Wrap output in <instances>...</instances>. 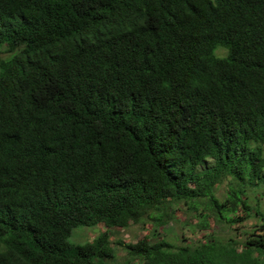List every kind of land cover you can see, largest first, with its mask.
<instances>
[{
  "label": "trees",
  "instance_id": "obj_1",
  "mask_svg": "<svg viewBox=\"0 0 264 264\" xmlns=\"http://www.w3.org/2000/svg\"><path fill=\"white\" fill-rule=\"evenodd\" d=\"M260 191L264 0H0V264H264L258 209L207 232ZM179 211L205 241L156 234Z\"/></svg>",
  "mask_w": 264,
  "mask_h": 264
},
{
  "label": "rangeland",
  "instance_id": "obj_2",
  "mask_svg": "<svg viewBox=\"0 0 264 264\" xmlns=\"http://www.w3.org/2000/svg\"><path fill=\"white\" fill-rule=\"evenodd\" d=\"M224 50H218L217 54L225 55ZM6 56L1 55V57ZM227 190V185L222 184L217 188V196L220 199L225 198ZM258 200L253 198L250 201V205L252 206L253 217L246 220L242 224L235 225L234 228L229 224H219L216 222H211L209 225V229L204 230L213 234L218 235L221 239H224L225 242H228L230 239H234L238 242H244L247 235L243 234V232H252L256 226H260L262 224V217L264 215V196L261 195L262 191L259 192ZM186 207H183L182 210H185ZM261 211V215H256V210ZM241 214L244 215V210H240ZM182 211H179L175 218L172 221L158 229V234L160 238L168 240L171 244L175 246H183L185 244H193L198 243L199 241H205V232L201 233L197 230V224L199 223V219L195 216L189 215ZM104 226L97 227H79L73 231V235L70 238V242L75 244H84L86 241H90L94 239L97 235L104 231ZM147 231L149 232V225L145 224H131L130 227L122 229H114L112 231L111 241L113 242V246L116 248L117 253V262L123 263L128 260L129 255L125 249L122 247L115 245L117 242L122 241L125 244L135 243L140 239H143L147 235ZM184 238H187L190 242L185 243Z\"/></svg>",
  "mask_w": 264,
  "mask_h": 264
}]
</instances>
